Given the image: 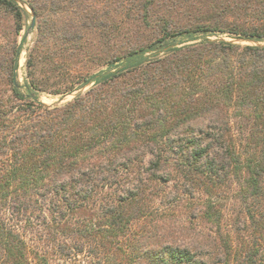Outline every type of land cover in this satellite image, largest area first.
I'll return each mask as SVG.
<instances>
[{
  "label": "trees",
  "instance_id": "obj_1",
  "mask_svg": "<svg viewBox=\"0 0 264 264\" xmlns=\"http://www.w3.org/2000/svg\"><path fill=\"white\" fill-rule=\"evenodd\" d=\"M21 1L36 18L23 85L18 37L28 12L0 0V264H48L29 259L20 232L40 227L79 243L80 254L94 247L104 264H264V46L208 38L263 42L264 0L155 20L144 44L122 42L121 25L90 0ZM168 1L163 13L177 6ZM86 85L61 105L39 99ZM171 180L178 194L205 195L202 217L218 233L217 199L234 185L244 215L236 230L249 245L221 236L222 245L146 248L166 224L159 205L169 197L147 183Z\"/></svg>",
  "mask_w": 264,
  "mask_h": 264
},
{
  "label": "rangeland",
  "instance_id": "obj_2",
  "mask_svg": "<svg viewBox=\"0 0 264 264\" xmlns=\"http://www.w3.org/2000/svg\"><path fill=\"white\" fill-rule=\"evenodd\" d=\"M176 3L177 6L173 10H169L167 13H163L162 10L167 8L169 5L168 0H158L153 5L148 4L147 13L143 12L145 5V0H90L89 2H95V7L99 12L107 13L113 16L116 23H119L124 29L122 34V42L126 40H131L136 42V44L151 40L155 38L158 32V27L155 26V20L173 19L175 21H186L189 16H198L199 19L207 18L211 16L218 7L226 6L225 3L230 4L231 1L227 0H171ZM92 3V4H93ZM187 8V9H186ZM29 7L26 9L28 12V18L25 21V27L20 32L18 37V42L26 36V43L23 47L21 53L18 70H17V80L23 85L26 82V58L28 49L32 47L36 39V31L32 29L28 31L29 24L31 22L29 16ZM186 9V10H185ZM189 10V12H188ZM147 15L150 25L147 26L143 22L142 16ZM36 22V18H35ZM9 29L11 26L10 22H5ZM93 37V36H92ZM211 40L224 38L226 41L234 40L233 36L228 34H214L208 36ZM199 41V40H198ZM193 43V42H188ZM186 43V44H188ZM236 45L246 46L250 45L247 43H233ZM264 45V41L261 42ZM252 46V45H250ZM254 46V45H253ZM105 67L92 66L89 73H96L98 71L104 70ZM92 85H89L85 91H87ZM81 88V87H80ZM79 90V88L77 89ZM84 91V92H85ZM40 101L49 105L64 104L73 99L71 95H67L61 99L60 96H51L48 94H40ZM163 177V180H166ZM158 188L161 194H169V197L162 201L159 208L165 211L164 217L166 220L165 226L161 224V219H157L159 222V230L157 232H152L151 238L147 241L148 245L146 248H158L161 244H169L177 247H190L197 248L198 246H208L206 240H216L222 245L221 236H224L230 242L232 241L233 247L236 246H248L249 245V235L246 231L238 232L236 229H244L242 222L243 213L239 205L238 193L234 185L224 186L223 190L220 191L218 200V210L222 214L221 230L218 233V228L214 224L207 222L202 217L205 195L202 193H192L179 194L177 189H175V181H168L167 183L161 182L158 184L147 183V188L149 190ZM187 192L191 191L189 185L184 187ZM176 197V198H175ZM179 199L175 202V199ZM157 205V203H156ZM48 211L45 210V216ZM160 218V217H158ZM49 220V216L47 217ZM33 230H37L34 228ZM20 232L25 235V240L28 242L29 248V259L35 261L36 258H44L45 262L48 264H104L105 258L101 256L95 257L94 254L89 253L91 249L89 246H83L84 252L82 254L78 253L82 246L79 243L71 239H65L60 235L48 234L44 228L40 227L35 234H31V230ZM220 234V235H219ZM206 239V240H205ZM216 244V243H215ZM35 253L37 255L35 256ZM36 257V258H35Z\"/></svg>",
  "mask_w": 264,
  "mask_h": 264
},
{
  "label": "water",
  "instance_id": "obj_3",
  "mask_svg": "<svg viewBox=\"0 0 264 264\" xmlns=\"http://www.w3.org/2000/svg\"><path fill=\"white\" fill-rule=\"evenodd\" d=\"M15 1L18 2L19 5H20L22 8H24L25 10L28 8V7L25 5V3H24L23 1H21V0H15ZM29 14H30V16H31V22H30V26H29L28 31L30 32V31L34 28V25H35V15H34V13H33V11H32L31 9H29ZM220 39H223V40H224V38H220ZM230 42H232V43H247V44L254 45V46H264V45H262L261 43L256 42V41H252V40L234 39V40H231ZM88 86H89V85H86V86L80 88L79 90L75 91L74 93H72V94H70V95L74 98L77 94H79V93H81V92H84L85 89H86ZM42 103H43V102H42ZM43 104H44V105H49V104H46V103H43Z\"/></svg>",
  "mask_w": 264,
  "mask_h": 264
}]
</instances>
